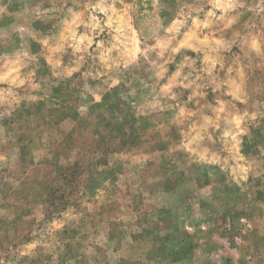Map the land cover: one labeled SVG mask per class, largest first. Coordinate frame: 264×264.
<instances>
[{
	"label": "rangeland",
	"instance_id": "rangeland-1",
	"mask_svg": "<svg viewBox=\"0 0 264 264\" xmlns=\"http://www.w3.org/2000/svg\"><path fill=\"white\" fill-rule=\"evenodd\" d=\"M0 264H264V0H0Z\"/></svg>",
	"mask_w": 264,
	"mask_h": 264
}]
</instances>
